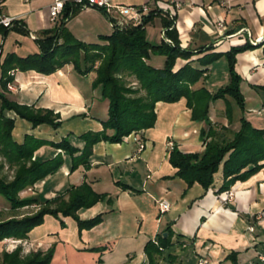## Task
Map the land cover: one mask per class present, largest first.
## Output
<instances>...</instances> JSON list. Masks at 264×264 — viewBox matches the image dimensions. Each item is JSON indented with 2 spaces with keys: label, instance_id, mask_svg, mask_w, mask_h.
Instances as JSON below:
<instances>
[{
  "label": "crops",
  "instance_id": "1",
  "mask_svg": "<svg viewBox=\"0 0 264 264\" xmlns=\"http://www.w3.org/2000/svg\"><path fill=\"white\" fill-rule=\"evenodd\" d=\"M171 1L181 6L175 9ZM52 2H0L2 15L21 20L29 31V34L13 30L6 34L0 32V61L9 52L26 56L39 51L32 35L39 37L42 31L55 26L49 11ZM111 4L117 21L122 19L118 7L136 9L148 5L151 10L162 11L146 27L147 37L154 43L163 39V17L174 20L173 26L183 48L214 45V51L225 52L232 46L246 43L249 33L253 39L264 38V0H111ZM166 7L174 12L172 17L170 12L163 10ZM65 26L76 38L88 43L101 42L100 35L113 31L105 11L92 7L80 9L66 20ZM150 26L155 31L150 32ZM185 62L179 58L177 66ZM207 68L206 85H219L215 62ZM236 68L243 77L244 116L254 126L264 128V94L253 88V85H264L263 47L239 53ZM13 73L15 89L4 88L7 96L20 103L53 109L63 120L62 126L55 129L48 124L34 127L29 121L15 116L13 133L18 142H23L26 134L60 141L69 133L79 135L102 129L101 120L108 117V101L105 112H94L93 99L91 101L86 89L80 86L88 85L85 77L92 73L81 75L72 64L49 75L35 70H15ZM226 75L229 82V73ZM221 85L224 84L221 82ZM244 85H248L246 92ZM227 102L233 108L230 122L226 115ZM242 114L232 98L211 102L209 117L212 123L218 128L225 127L219 131L220 138H229L240 129ZM203 126L204 122L192 120L185 98L175 103L158 102L157 122L153 128L144 133H133L120 143H97L90 169L80 167L71 172L66 163L57 172L64 173L65 177L58 180V190L64 185L61 181L68 184L74 179L70 185H79L86 180L97 191L108 193L107 201L102 199L91 210L83 211L85 216L81 215L82 218L103 213L100 224L80 232L73 217L62 216L63 226L59 219L46 215L44 223L35 227L27 239L1 240L0 252L12 251L16 243L25 242L32 251H46L54 246L51 264H149L144 251L146 243L158 233L167 235L166 229L170 225L175 233V244L166 249L165 254L172 252L179 264H233L227 258L233 251H238V264H264V168L245 181L235 182L231 187V199L226 200L227 191L218 192L223 182L221 172L215 175V182L209 189L198 183L188 186L185 180L176 176L177 169L169 161L171 141L183 151L204 150L205 143L200 137ZM140 140L146 143L143 150H139ZM43 149L45 147L36 154ZM118 181L138 191L124 190L116 184ZM162 200L171 203L169 211L160 210ZM178 235L185 242L183 245L176 243ZM160 264L170 263L163 259Z\"/></svg>",
  "mask_w": 264,
  "mask_h": 264
},
{
  "label": "trees",
  "instance_id": "2",
  "mask_svg": "<svg viewBox=\"0 0 264 264\" xmlns=\"http://www.w3.org/2000/svg\"><path fill=\"white\" fill-rule=\"evenodd\" d=\"M80 9L78 4H65L55 26L42 31L35 39L38 52L26 56L16 52L7 53L0 61V84L7 88V83L14 79L10 72L15 70H35L49 75L66 64H72L81 75L95 74L93 86H100L102 98L108 101V117L101 120L103 127L99 131L88 130L79 135L69 133L60 141L26 134L24 141L19 143L12 135L15 116L29 121L34 127L48 124L55 129L62 126L63 120L60 113L53 109L20 103L0 93V171L4 164L15 168L11 180L0 175V195L11 209L42 204L33 214L0 219V241L6 238L27 239L35 227L44 223L46 215L57 219H61V215L71 216L77 221L80 232L100 224L103 213L88 219L79 216L81 209L95 205L108 195L95 190L89 181L72 185L66 193L53 199L20 197V193L55 174L68 161L71 172L80 167L90 169L93 148L101 141L120 143L133 133H144L153 128L157 122L158 102L175 103L185 98L192 120L204 122L200 130V137L205 143L203 151H183L176 144L170 148L169 161L177 169L176 176L185 180L188 186L198 183L204 189H209L215 182V175L221 172L223 182L218 192L222 193L231 190L235 182L245 181L264 168V128L254 126L244 116L243 77L236 68L237 55L241 52L262 46L264 56V42L255 46L247 41L225 52L214 51V45L183 48L173 26L174 20L163 17L165 35L171 42L163 38L160 43H154L148 39L146 30L147 25L162 14V11L154 9L144 15L141 22L131 20L123 28H114L110 34L100 35L101 42L88 43L76 38L65 26L66 20ZM12 30L29 34L21 20L14 21L12 26L0 24L2 34ZM154 55L165 56L164 66L151 63ZM194 56L199 57L193 59ZM179 58L186 61L181 66H177ZM220 58L228 61V84L215 92L206 86L194 88L198 81L206 77L207 66ZM253 88L264 91V85H253ZM229 98L243 112L241 127L231 137L220 138L219 131L225 127L218 128L212 123L210 105L218 99ZM262 108L264 112V98ZM226 115L229 122L232 121L233 108L228 102ZM45 145L54 148L57 153L52 157L37 156V150ZM116 184L124 190L138 191L121 181ZM61 224L65 225L63 220ZM166 232L167 235L158 233L146 243L144 251L149 264H160L163 259L170 264H179L172 252L165 255V250L175 244V233L170 225ZM177 239L176 243H185L180 240V235ZM54 253L55 247L51 246L46 251H31L24 255L22 246H19L12 251L2 250L0 264H51ZM227 258L233 264H238V251H233Z\"/></svg>",
  "mask_w": 264,
  "mask_h": 264
},
{
  "label": "rangeland",
  "instance_id": "3",
  "mask_svg": "<svg viewBox=\"0 0 264 264\" xmlns=\"http://www.w3.org/2000/svg\"><path fill=\"white\" fill-rule=\"evenodd\" d=\"M149 29L151 30L150 32L155 31V29L152 28L151 26H150ZM164 62H165V56H163V55H157L151 61V63L153 65L159 66V67L164 66ZM215 67L217 69V74H218L217 76H218V78L220 80L219 81L220 82L219 85H206V80L207 79L202 78L200 81H198L194 85V88H199L201 86H206L209 90L215 92V91H218L219 89H221L222 87L226 86V84H228V80L225 79V76H227L226 73L227 74L229 73L227 59L226 58H220V59L216 60L215 61ZM93 75L95 76V74L92 73L90 76L85 77L86 83H88V85H80V86L82 88L86 89L87 93L90 95L91 101L93 99L94 106H92V104H91L92 110L94 112L102 114L106 110V100H104L102 98V96H101V88H100V86L99 87H94L93 86V80L95 78V77L93 78ZM221 82L224 85H221ZM246 86H248V85H244L243 86L245 88V92L247 91L246 90ZM260 91H261L262 94H264L263 90H260ZM0 93L6 95L5 91H4V87L2 85H0ZM254 114L256 115V112ZM107 116H108V108H107ZM12 135H13V138H14V133L13 132H12ZM31 135H33V134H31ZM35 137H37V136H35ZM14 140H15V138H14ZM42 147H45V149H43L42 152H40V154H36L37 156H39V157H44V156L45 157H52V156L55 155L56 151H54L55 150L54 148H52L50 146L47 147L46 145L42 146ZM67 164L69 165V168H70V162L69 161L67 162ZM14 172H15V168L9 167V165L4 164L2 170L0 171V175L6 177L9 180H11L13 178ZM64 178H65L64 177V173H57L56 172L55 174L48 176L44 180V183L39 182L34 187L28 188V189L22 191L20 193V197H38L41 200L53 199V198L57 197L60 194L66 193L67 189L72 186V185H70V183L71 184L74 183V181H73L74 179H71L70 183L68 181V184L65 183L64 181H61L62 183H64V185L62 186L61 189L58 190L57 186L59 184H57V182H58L59 179H64ZM66 178L68 179V177H66ZM95 190H97V189H95ZM106 201H107V198H106ZM98 203H96V204H98ZM41 207H42L41 203H35V204L29 205V206H25V207H22V208L11 209L10 204L7 203L6 200L0 195V219H7V218H11V217L21 218L23 216L30 215V214H33V213L37 212ZM94 207H95V205H93V206H91L89 208L81 209L79 211V216L80 217H81V215L85 216L83 211H89V210H91V208H94ZM63 217H65V216H63ZM82 218L83 219H88V218H91V217H82ZM59 220L60 221L63 220L62 219V215H61V219H59ZM17 240H22V239H17ZM22 243H24V244H22ZM19 246H22V253L24 255H26V254H28V253H30L32 251L31 249H29L27 247V244L25 242L16 243L15 244V248H13V250L16 249Z\"/></svg>",
  "mask_w": 264,
  "mask_h": 264
},
{
  "label": "built area",
  "instance_id": "4",
  "mask_svg": "<svg viewBox=\"0 0 264 264\" xmlns=\"http://www.w3.org/2000/svg\"><path fill=\"white\" fill-rule=\"evenodd\" d=\"M66 3H71L73 4H78L80 5L81 9H85L88 7H92V8H98V9H102L105 11V14L111 19V26L114 28H123L124 26L128 25L131 20H135L138 22H141L143 19V16L148 14L149 11H151V8L148 5H144L142 7L139 8H132V7H118L119 9V13L122 16L121 20H116V18L113 15V7L111 4V0H53V2L51 3L50 7H49V11H50V17H51V21L54 22L55 24L57 23V19H59L64 11V7ZM171 6H173L175 9L179 8L181 5L177 2L171 1ZM164 11H168L170 12L169 15L172 17L173 16V11L169 10V8H163ZM18 20L15 17L9 16V15H2L0 13V24L4 25V26H12L14 21ZM19 21V20H18ZM33 38H37V36L35 34L32 35ZM163 38L167 41V42H171V40L169 38L166 37L165 35V30L163 31ZM248 41L250 43H256V42H264V38L263 39H253V37H251V34L249 33L248 36ZM12 75L14 74L13 71L10 72ZM7 89L13 90L15 89L14 87V83L10 82L7 83ZM139 150H143L146 147V143L145 141L140 140L139 141ZM170 147H172L174 145V143L171 141L169 142ZM232 190L227 191V198L231 199L232 196ZM159 207L160 210L163 212L169 211L171 208V203L167 200H162L159 202Z\"/></svg>",
  "mask_w": 264,
  "mask_h": 264
},
{
  "label": "water",
  "instance_id": "5",
  "mask_svg": "<svg viewBox=\"0 0 264 264\" xmlns=\"http://www.w3.org/2000/svg\"><path fill=\"white\" fill-rule=\"evenodd\" d=\"M251 44H253V43H251ZM261 44V42H256V43H254L253 45H255V46H259ZM166 234V233H165Z\"/></svg>",
  "mask_w": 264,
  "mask_h": 264
}]
</instances>
